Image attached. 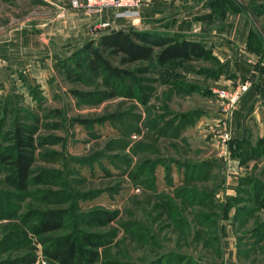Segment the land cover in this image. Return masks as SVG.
<instances>
[{
  "label": "rangeland",
  "instance_id": "rangeland-1",
  "mask_svg": "<svg viewBox=\"0 0 264 264\" xmlns=\"http://www.w3.org/2000/svg\"><path fill=\"white\" fill-rule=\"evenodd\" d=\"M74 1L0 0V264H63L46 250L69 241L95 264H264V105L235 137L246 85L210 49L159 65L100 44L132 26L201 40L243 12L263 57L264 0ZM93 48L127 72L94 71ZM19 127L34 138L23 189L1 158ZM57 210L61 227L45 231Z\"/></svg>",
  "mask_w": 264,
  "mask_h": 264
},
{
  "label": "trees",
  "instance_id": "trees-1",
  "mask_svg": "<svg viewBox=\"0 0 264 264\" xmlns=\"http://www.w3.org/2000/svg\"><path fill=\"white\" fill-rule=\"evenodd\" d=\"M101 35L100 44L112 52L122 53L124 63L150 60L155 57L159 65H165L175 59L192 56L207 57L210 53L205 43L201 41L187 38L179 40L162 32L154 33L139 30L134 26L111 29ZM154 46H159V50L155 51ZM90 54L92 56L90 66L94 71L106 72L115 77L127 72L112 65L100 48H93ZM33 147L34 138L32 134L25 133L23 128L19 127L16 131V143L12 148V155L5 156L3 153L1 155L3 160H6L7 157L10 159L8 163L12 172L9 178L11 183L19 189L25 188L29 182L34 161ZM255 188V201L264 209V184H256ZM63 213L64 211L61 210L45 213L42 228L47 231L61 227ZM97 243L93 242L95 246L98 245ZM46 253L49 258L56 259L63 264H95L99 258L97 250H90V255L84 258L72 241L60 245L55 250H46ZM35 260L36 258L31 255L25 261L26 264H32Z\"/></svg>",
  "mask_w": 264,
  "mask_h": 264
},
{
  "label": "crops",
  "instance_id": "crops-1",
  "mask_svg": "<svg viewBox=\"0 0 264 264\" xmlns=\"http://www.w3.org/2000/svg\"><path fill=\"white\" fill-rule=\"evenodd\" d=\"M148 16H156L165 11L164 7L151 6L147 9ZM93 18L98 19L101 13H95ZM92 18V16H89ZM253 29L251 18L246 13H228L221 25L212 26L209 36L202 37L201 41L221 60L230 63L234 77H229V83L237 86L246 85L241 100L235 111L233 134L241 135L240 118L251 110L256 111L259 104L264 105V55L261 57L249 42ZM191 39V38H190ZM262 59V60H261ZM231 81V82H230ZM236 81V82H234Z\"/></svg>",
  "mask_w": 264,
  "mask_h": 264
},
{
  "label": "built area",
  "instance_id": "built-area-1",
  "mask_svg": "<svg viewBox=\"0 0 264 264\" xmlns=\"http://www.w3.org/2000/svg\"><path fill=\"white\" fill-rule=\"evenodd\" d=\"M84 0H82V1H80V0H75L74 1V6H81V5H83L82 4V2H83ZM86 2L87 3H85L86 5H88V6H92V5H96V4H98V5H100V3L98 2V0H86ZM120 3V2H119ZM133 3V2H132ZM131 3V4H132ZM73 4V3H72ZM106 3H103L102 5H105ZM112 4H114V3H112ZM131 4H129V3H127V5H131Z\"/></svg>",
  "mask_w": 264,
  "mask_h": 264
},
{
  "label": "water",
  "instance_id": "water-1",
  "mask_svg": "<svg viewBox=\"0 0 264 264\" xmlns=\"http://www.w3.org/2000/svg\"><path fill=\"white\" fill-rule=\"evenodd\" d=\"M122 27H120V28H114V29H121Z\"/></svg>",
  "mask_w": 264,
  "mask_h": 264
}]
</instances>
